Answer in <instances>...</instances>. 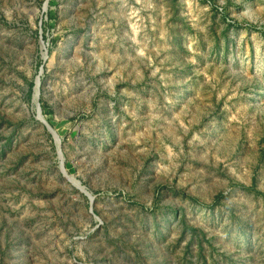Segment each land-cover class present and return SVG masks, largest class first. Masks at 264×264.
<instances>
[{"label": "rangeland", "instance_id": "1", "mask_svg": "<svg viewBox=\"0 0 264 264\" xmlns=\"http://www.w3.org/2000/svg\"><path fill=\"white\" fill-rule=\"evenodd\" d=\"M0 264H264V0H0Z\"/></svg>", "mask_w": 264, "mask_h": 264}, {"label": "water", "instance_id": "2", "mask_svg": "<svg viewBox=\"0 0 264 264\" xmlns=\"http://www.w3.org/2000/svg\"><path fill=\"white\" fill-rule=\"evenodd\" d=\"M40 85V82H38L37 84V87H39ZM39 95V91L37 92V97ZM38 120L42 121V123H44V125L48 128V130L50 131V133L53 134L54 138L59 142L60 141V138L57 136V134L54 132L52 126L48 123V121L44 118L43 114H42V110L39 106V103L37 105V117H36ZM63 171V169H62ZM64 172V171H63ZM65 176H66V173H64ZM69 180H71L70 177H67ZM72 181V180H71ZM74 183V182H73ZM74 185H76L81 191H83L84 193H86L92 200V203H93V200H94V197L86 190V188L84 187V189L81 188V186H78L76 184V182L74 183Z\"/></svg>", "mask_w": 264, "mask_h": 264}, {"label": "bare ground", "instance_id": "3", "mask_svg": "<svg viewBox=\"0 0 264 264\" xmlns=\"http://www.w3.org/2000/svg\"><path fill=\"white\" fill-rule=\"evenodd\" d=\"M53 130H54V129H53ZM54 132H55V131H54ZM55 133H56V132H55ZM56 134H57V133H56ZM57 136H58V134H57ZM58 137H59V136H58ZM78 183H79L78 186H81V188L84 189V186H83L79 181H78Z\"/></svg>", "mask_w": 264, "mask_h": 264}]
</instances>
